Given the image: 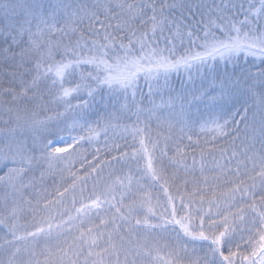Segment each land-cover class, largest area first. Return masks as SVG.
I'll use <instances>...</instances> for the list:
<instances>
[{"label": "snow or ice", "instance_id": "1", "mask_svg": "<svg viewBox=\"0 0 264 264\" xmlns=\"http://www.w3.org/2000/svg\"><path fill=\"white\" fill-rule=\"evenodd\" d=\"M0 264H264V0H0Z\"/></svg>", "mask_w": 264, "mask_h": 264}]
</instances>
